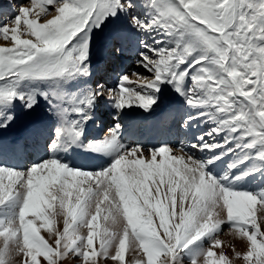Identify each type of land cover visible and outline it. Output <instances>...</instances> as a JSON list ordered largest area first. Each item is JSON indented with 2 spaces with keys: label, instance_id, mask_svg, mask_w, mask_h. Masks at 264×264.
I'll return each instance as SVG.
<instances>
[{
  "label": "snow or ice",
  "instance_id": "1",
  "mask_svg": "<svg viewBox=\"0 0 264 264\" xmlns=\"http://www.w3.org/2000/svg\"><path fill=\"white\" fill-rule=\"evenodd\" d=\"M6 9L0 264H264V0Z\"/></svg>",
  "mask_w": 264,
  "mask_h": 264
},
{
  "label": "bare ground",
  "instance_id": "2",
  "mask_svg": "<svg viewBox=\"0 0 264 264\" xmlns=\"http://www.w3.org/2000/svg\"><path fill=\"white\" fill-rule=\"evenodd\" d=\"M97 57L98 59H100L99 62H101L99 63V66L104 68L105 64L107 63H105L99 55ZM130 62L131 60L125 61V63H130ZM98 72L99 73L103 72V69L99 70ZM115 81H116V73L114 74V70H113V75H112V78L109 80V82L114 83ZM179 133L180 132H178V130L176 129L174 125H171L169 128H165V129H155L152 127V122L149 121L148 124L144 127L142 133H137V135H135L134 137H131L130 139L141 140L147 145L148 144L159 145L160 143H164V142L174 143L179 138Z\"/></svg>",
  "mask_w": 264,
  "mask_h": 264
},
{
  "label": "rangeland",
  "instance_id": "3",
  "mask_svg": "<svg viewBox=\"0 0 264 264\" xmlns=\"http://www.w3.org/2000/svg\"><path fill=\"white\" fill-rule=\"evenodd\" d=\"M10 2H12L14 5L18 6V4L21 2V0H0V7H4L6 9V6ZM6 10L8 11L9 15H11V9H6ZM37 10H39V9H37ZM3 43H5V41L2 38H0V44H3ZM99 61H100V59H98V57H96L95 60H94V63H95V65L98 68V71L103 69V72H101L99 74L103 75L105 78L107 77L106 79L110 80L111 79V75H112V66H110L109 64H105V67L102 68L101 66H99V63H101ZM133 79H135V78H133ZM105 119H107V117H105ZM171 125L172 124H170L168 126V128ZM92 131H93V134H96V135L101 134L100 131L97 130V129H92ZM178 139H182V133L181 132L179 133V138ZM148 145H151V144H148ZM155 146H159V145H155ZM61 227H62V221H61ZM42 235L47 236V233L44 230H42ZM221 238L224 239L225 241L229 240V238L231 239V237H228V236H227V238H226V236H222ZM235 243L237 244V247H238L239 250H244L245 245L242 242H240V241L236 242L235 241ZM62 264H79V260L77 258H74L71 254H69V257H67L62 262ZM108 264H113V262L109 261Z\"/></svg>",
  "mask_w": 264,
  "mask_h": 264
}]
</instances>
